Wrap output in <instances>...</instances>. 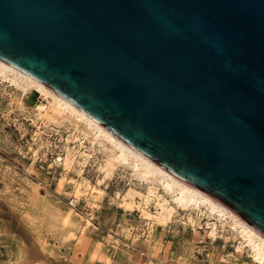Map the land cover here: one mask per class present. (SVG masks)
I'll return each instance as SVG.
<instances>
[{"label":"water","instance_id":"95a60500","mask_svg":"<svg viewBox=\"0 0 264 264\" xmlns=\"http://www.w3.org/2000/svg\"><path fill=\"white\" fill-rule=\"evenodd\" d=\"M0 60L264 235V0H0Z\"/></svg>","mask_w":264,"mask_h":264},{"label":"rangeland","instance_id":"374dc122","mask_svg":"<svg viewBox=\"0 0 264 264\" xmlns=\"http://www.w3.org/2000/svg\"><path fill=\"white\" fill-rule=\"evenodd\" d=\"M20 95L0 77V264H256L231 220L221 225L205 209L194 225L180 206L162 223L125 211L117 194L129 188L144 194L150 184L128 166L110 171L97 144L78 136L88 161L79 176L63 170L58 153L75 146L74 129L35 120L29 108L35 95L24 97V107L13 102ZM73 177L100 192L74 200L65 186Z\"/></svg>","mask_w":264,"mask_h":264},{"label":"bare ground","instance_id":"6f19581e","mask_svg":"<svg viewBox=\"0 0 264 264\" xmlns=\"http://www.w3.org/2000/svg\"><path fill=\"white\" fill-rule=\"evenodd\" d=\"M0 77L21 89L22 96L20 95L13 100L18 106L24 107V97L29 93L35 95L36 103L29 107L35 120L40 119L44 125L47 123L68 124L70 128L74 129L75 138L80 136L87 142L98 145L100 152L105 157L109 170L117 165L128 166L132 169L131 176H134L140 182L150 184L144 194H140L132 188L127 189L120 196L117 194L118 199H120L117 203L125 211L133 212L138 210L144 218L151 217L152 221L162 223L169 220L176 208L180 206L187 212L185 219L194 225L195 222L199 221V217L203 215L204 211L202 209H205L209 211L208 214L214 218L216 217L221 225L225 224L223 223L225 220H231V227L242 237L240 245L246 243L253 261L256 264H264V235H261L225 204L213 199L199 188L177 178L165 168L158 166L144 155L142 156L137 151H134L121 142L114 134L106 130L94 119L86 116L75 105L61 98L46 85L1 60ZM68 145L66 144L61 152L58 153L59 160L57 162L63 170L71 168L79 176L83 172L89 154L79 149L82 143L78 138L75 146L71 148ZM108 173H104V177L108 176ZM157 183L163 187L165 194L157 192V187L154 185ZM65 186L74 200L86 197L91 193L100 192L95 185H90L85 179L78 180L74 177L68 179ZM151 206L153 213H150ZM191 212H194L196 221L193 220ZM69 214L71 215L72 212H69ZM85 223L87 227L90 225L87 220ZM214 227L215 224H212L209 232L212 237L216 230ZM193 231L195 232L194 228Z\"/></svg>","mask_w":264,"mask_h":264}]
</instances>
